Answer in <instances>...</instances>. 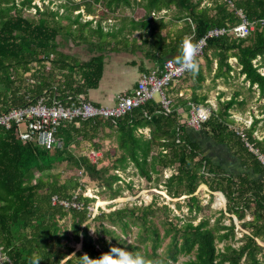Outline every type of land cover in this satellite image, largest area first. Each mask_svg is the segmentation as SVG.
<instances>
[{
	"label": "trees",
	"instance_id": "16d2710c",
	"mask_svg": "<svg viewBox=\"0 0 264 264\" xmlns=\"http://www.w3.org/2000/svg\"><path fill=\"white\" fill-rule=\"evenodd\" d=\"M230 1L234 9L225 0H215L211 7H201L200 0H63L56 9L46 5L41 10L32 5V0H0V112L36 104L41 98L48 103L53 99L65 102L78 95L85 97L88 90L96 89L102 76L104 54L111 46V39H107H116L124 29L104 31L102 22L117 17L121 9H143L141 19L129 20L127 24L130 32L143 31L145 39L140 47L156 54L155 60L162 66L166 59L175 62L181 59L182 46L188 38L193 44L211 29L239 23L238 9L250 21L264 18V0ZM30 9L35 10L33 17L25 15ZM169 9L175 10L174 20L182 21V26L162 35L167 23L163 19H151L150 15ZM84 16L92 18L83 21ZM94 37L98 40L92 41ZM66 39L78 45L86 43L96 53L87 60H79L61 49V41ZM200 58L206 73L212 72L216 63L214 79L229 76L234 69L228 60L235 58L238 75L243 76L248 89L255 87L259 96H264V73L259 71L264 68V28H255L243 39L210 38ZM198 60L196 72L190 71L179 79L192 83L191 98H177L167 114L155 99L115 121L96 118L64 122L56 132L62 147L52 150L38 146L35 141L20 140L14 129L0 128L3 264H31L33 256L42 259L39 264H86V255L90 259L99 258L112 246L140 253L152 264H264V171L230 128L234 121L229 110L238 94L219 102L201 129L215 142L226 144L245 168L261 176L257 180L249 179L246 174L231 175L214 165L191 141L187 125L177 112L178 107L188 112V102H204L195 94L205 82ZM256 124L254 119L243 132L247 140L264 153V140L257 141L253 137ZM146 129L148 135L144 134ZM100 135L103 140L114 143L113 153L105 155L113 159L110 167H98L103 159L91 161L88 156L75 155L71 149L72 145L84 141L97 151L99 145L93 142ZM61 165L81 171L91 181L98 182L112 200L120 194L119 186H113L121 179L110 171H125L133 166L141 178L151 182L153 175L158 176L165 169L173 170L163 183L166 195L172 199L185 197L187 212L193 216L185 220L174 217L181 222L178 225L168 220L167 205L157 207L154 203L108 213L100 211L92 218L95 225L91 235V215L87 207L92 199L78 193L82 191L78 177L61 179L62 172H56ZM200 185L224 196L226 213L240 219L244 210L250 212L253 219L242 224L243 229H249V234L236 239L233 222L229 225L222 222L223 212L213 223L210 216H204L194 224L197 214L203 210L196 195ZM74 195L83 203L82 210L65 211L51 205L53 196L70 199ZM176 207L179 209L181 205L177 203ZM160 211H164L165 216L159 221L162 233L153 218ZM67 215L72 220L70 233L59 223ZM130 224L139 226L137 236L143 248L128 243L116 231L119 228L125 236ZM71 243L80 244L81 249L75 251ZM219 244L222 246L218 247ZM180 257L185 260L180 262Z\"/></svg>",
	"mask_w": 264,
	"mask_h": 264
},
{
	"label": "rangeland",
	"instance_id": "374dc122",
	"mask_svg": "<svg viewBox=\"0 0 264 264\" xmlns=\"http://www.w3.org/2000/svg\"><path fill=\"white\" fill-rule=\"evenodd\" d=\"M63 0H32V5L35 4L37 7H39L41 10L44 8V6L49 5L53 9H56L55 7L59 5ZM79 1V0H74ZM199 1V0H195ZM200 6L201 7H211L215 0H200ZM220 1V0H218ZM102 12V9L98 12L99 14ZM35 13L34 9L26 10L25 15L27 17H33ZM161 13V12H160ZM158 13V14H160ZM157 15V14H155ZM123 16V17H122ZM127 16V17H126ZM130 16H133V19H141L143 16V11L137 10V7H131V8H124L118 11L117 17H109L108 20H104L102 22V26L104 28V31H110L111 28L118 29L120 27H123L125 25V28L123 32L121 33V36H128V38L136 39L137 41H141V32H130L129 26H126L128 23V20L132 19ZM90 16H84L82 17L83 21H86L88 19H91ZM164 22L167 23V16L163 17ZM94 20L99 19V17H93ZM65 23V22H64ZM126 32L129 34L127 35ZM167 33V27L162 30L161 34L165 35ZM140 35V36H139ZM126 38V37H125ZM127 38V39H128ZM60 40V39H59ZM98 37H94L92 41H97ZM108 41L110 38L107 39ZM61 49L64 52H68L72 54L74 57H77L79 60H87L93 53H96V51H93L89 48V46L86 43L80 42V44H74L70 39H66L65 41H61ZM112 43V42H111ZM123 43L121 42L120 46L123 47ZM118 47V46H117ZM118 54L124 59L127 60L129 57H127L125 51H120ZM136 59V57H134ZM232 59H229L228 62L230 65H234V62H230ZM199 65H205L204 61L199 58L198 60ZM213 63V68L214 69ZM261 73H264V68L260 69ZM238 70L234 69L232 71V74H229L227 77H222L226 80L225 83V93L227 97L233 96L235 93L240 94L243 98L246 99V106L247 109H249L253 113L254 119H261L264 120V96L260 97L258 90L254 87L252 90L248 89V83L243 80V77L238 75ZM206 77V71L204 72ZM212 73L207 74V76L211 77ZM137 76V73H134L133 76L128 77L126 81V87L122 88H128L130 87L131 83L135 80ZM206 79V78H205ZM221 81V80H219ZM167 90L165 94L167 95ZM168 96V95H167ZM154 98L156 100L159 99L158 94L154 95ZM239 99V98H238ZM259 116V117H258ZM238 127V126H237ZM236 128V125H235ZM238 129H244L242 127H238ZM148 135V134H146ZM93 143H97L99 145V149L96 151L93 149V146L91 143L80 141L78 145H72L71 149L73 153L77 156L85 155L88 156L91 161H95L97 159H103L102 164L98 165V167H110L112 164L113 159L106 157V154H112L114 151V143L109 140H103L101 138V135L95 139ZM56 172H62L61 179H66L71 176H76L79 178V182L82 185V191L78 190V193H81L82 196L88 197L92 199V201L89 204V211H90V228L89 233L93 235V227L95 223H93L92 218L99 215L100 211L103 212H110L115 209L120 208H132L134 206L136 207H144L149 205L150 203H154L157 207H162L163 205H167L170 212L167 213V217L169 221H172L173 223L181 224L179 220L174 219V217H177L180 220L188 219L189 217L193 216L188 214L186 203L187 200L185 197H180L179 199H172L168 195H166V192L163 187L164 180L170 176L173 173V170L165 169L162 171V173L158 176L153 175V180L151 182L146 181L145 179L141 178L135 168L133 166H129L125 171H110V173H116L120 177V181L115 184L113 187L119 186L120 188V194L115 199L109 198V192L105 190L103 187H101L98 182L91 181L86 175L83 174L81 171H77L74 169L66 168L65 165L58 166L56 168ZM158 178L159 180H155ZM204 188L198 187L196 191V195L198 196L200 200V204L203 207V210L197 214V220L194 222L197 223L202 217L204 216H210L211 223L215 220L216 217L219 215H215V213H218L219 211H222L223 202L220 201L216 202L214 199L216 196L212 194H208L209 197H207L205 194ZM222 199V198H220ZM215 201V208H212V204ZM101 203V204H100ZM180 204L181 207L178 209L176 205ZM220 209V210H219ZM155 223L159 227L160 233H162L163 228L159 224V221L164 219V211H160L156 213V215L153 217ZM71 218L70 215H67L64 219L60 220V225L63 228H66L70 233V225H71ZM97 225V224H96ZM140 228L137 225L130 224V228L127 230V233L125 236L122 235L119 228H117V232L126 239L128 243H133L136 246H139L140 248H143V245L140 243V239L138 238V232ZM168 238L164 240L162 244L163 246L168 242ZM71 245L74 247L75 251H79L81 249V245H74L71 243ZM218 247H221V245H218ZM162 248L159 250V252L162 251ZM131 251V250H130ZM1 259H3L1 257ZM180 262L185 260L184 257L179 258Z\"/></svg>",
	"mask_w": 264,
	"mask_h": 264
},
{
	"label": "built area",
	"instance_id": "2783aa9c",
	"mask_svg": "<svg viewBox=\"0 0 264 264\" xmlns=\"http://www.w3.org/2000/svg\"><path fill=\"white\" fill-rule=\"evenodd\" d=\"M225 1L231 9H234V5L230 0ZM154 15L153 13L152 16ZM236 15L239 18V23L236 25L211 29L193 43L197 48L196 60L202 56L207 40L210 38L228 36L243 39L255 28H264V18L250 21L240 9L236 10ZM186 41L190 42V38ZM188 72L190 71L181 68L174 60L166 59L161 68L143 74L132 92L119 95L113 106L93 105L82 95L68 98L65 102L53 99L48 103L46 99L41 98L36 104L0 112V128L5 130L14 129L20 140L35 141L38 146L46 150L61 149L62 142L56 137V132L64 122L96 118L115 121L132 110L143 106L148 101L155 100V94L159 96L158 101L164 113H169L173 103L165 92L172 83L183 78ZM189 106V117L185 124L189 128L201 130L202 123L208 119L211 110L201 104L189 103ZM230 128L244 142V146L255 157L264 171V153L247 140L244 130L232 126ZM51 205L60 207L65 211H79L84 207L83 203L77 200L76 195L70 199L53 196ZM87 210H90L89 207H87ZM3 260L0 256V264H3Z\"/></svg>",
	"mask_w": 264,
	"mask_h": 264
},
{
	"label": "crops",
	"instance_id": "0c3cea01",
	"mask_svg": "<svg viewBox=\"0 0 264 264\" xmlns=\"http://www.w3.org/2000/svg\"><path fill=\"white\" fill-rule=\"evenodd\" d=\"M143 11L141 8H137V10ZM144 13V11H143ZM175 10L169 9L167 11H162L160 14L157 15H150L151 19H163V17L167 16V33H171L173 29L180 28L182 26V21L174 20ZM123 17V16H122ZM127 17V16H126ZM131 18L133 16H130ZM130 20H139V19H130ZM129 22V20H128ZM128 26V24L126 25ZM122 28H125L123 25ZM124 30V29H123ZM122 30V32H123ZM135 31V32H139ZM121 32V33H122ZM141 41H137L133 38H128V36H121L118 34L117 38H110L111 39V46L104 54V66L102 71V76L99 81V84L96 89L88 90L86 93V100L93 105L97 106H113L116 102V99L119 95L129 94L132 90L136 87L137 82L141 78L143 74H148L151 71L161 68L159 63L156 59V54L152 55L148 53L144 48H141L142 41L145 39L143 31L141 32ZM127 35H129L126 32ZM140 36V35H139ZM126 37V38H125ZM128 38V39H127ZM119 42V44H118ZM121 42L123 43V47L120 46ZM118 46V47H117ZM125 51L127 57L129 59L124 60L120 54V51ZM136 57V59L134 58ZM90 58V57H89ZM234 62V65H231L233 69H239L236 64L235 58H230ZM230 61V62H232ZM231 64V63H230ZM202 70L205 72V65H201ZM216 68V63L214 64V69ZM214 69H212V75L207 76L205 82L202 85V88L195 92L198 98H203L204 102L201 105L208 107L211 111L216 110L219 106V102L227 101L231 97H227L225 91V83L226 80L223 78H213ZM234 71V70H233ZM134 73H137L135 80L131 83L130 87L122 88L123 86L126 87V81L128 77L133 76ZM232 74V72L230 73ZM238 74V73H237ZM205 75V74H204ZM243 77V76H242ZM221 80V81H219ZM192 83L185 82L178 80L172 83L171 86L168 87L167 91L169 92L168 98L172 100V103H175L177 98H183L184 100H188L191 98L192 90H191ZM234 96V95H233ZM239 98V99H238ZM236 103L232 106L229 110L230 118L234 121L232 127L236 128L242 127L246 130L250 126L251 122L254 120L253 113L247 109L245 105L246 99L243 98L240 94L235 97ZM190 102H188L189 104ZM177 112L180 115L181 121H187L189 117V110L184 111L182 107L177 108ZM259 117V116H258ZM257 120V124L255 130L253 132V137L257 141L264 140V120L255 119ZM238 126V127H237ZM144 134H148V130H144ZM187 134L191 141L195 142L200 149L202 150L203 154L216 166L224 168L229 174L238 176L240 174H246L249 179L257 180L260 179V175H255L249 168H245L241 160L229 149L226 144H219L207 136L206 131L195 130L192 128L187 127ZM254 157V156H253ZM255 158V157H254ZM199 187L204 188L206 191L204 195L209 197L208 194H212L216 196V202H223L222 211L215 213V215H220L221 212L224 213V218L222 219L223 224L229 225L232 221L235 227V238H240L243 234H249V229H243L242 224L247 223L253 219V216L247 210H244V216L238 219L233 214H228L225 212L226 209V200L224 196L220 192H210L205 185H200ZM208 193V194H206ZM220 196L222 199H220ZM215 201L212 204V208H215ZM220 210V209H219ZM257 244L262 245V243L255 239ZM78 245V244H77ZM221 245V244H219ZM222 246V245H221Z\"/></svg>",
	"mask_w": 264,
	"mask_h": 264
},
{
	"label": "clouds",
	"instance_id": "9594fccd",
	"mask_svg": "<svg viewBox=\"0 0 264 264\" xmlns=\"http://www.w3.org/2000/svg\"><path fill=\"white\" fill-rule=\"evenodd\" d=\"M182 48V56L177 63L181 68L195 73L197 70L196 46L185 41ZM41 260V258L33 256L31 258V264H39ZM86 264H152V262L140 253H134L126 248L112 246L108 252L103 253L99 258L90 259L86 255Z\"/></svg>",
	"mask_w": 264,
	"mask_h": 264
},
{
	"label": "bare ground",
	"instance_id": "6f19581e",
	"mask_svg": "<svg viewBox=\"0 0 264 264\" xmlns=\"http://www.w3.org/2000/svg\"><path fill=\"white\" fill-rule=\"evenodd\" d=\"M220 198H222L221 196H220ZM101 204V203H100Z\"/></svg>",
	"mask_w": 264,
	"mask_h": 264
},
{
	"label": "water",
	"instance_id": "95a60500",
	"mask_svg": "<svg viewBox=\"0 0 264 264\" xmlns=\"http://www.w3.org/2000/svg\"><path fill=\"white\" fill-rule=\"evenodd\" d=\"M0 256H1V253H0Z\"/></svg>",
	"mask_w": 264,
	"mask_h": 264
}]
</instances>
